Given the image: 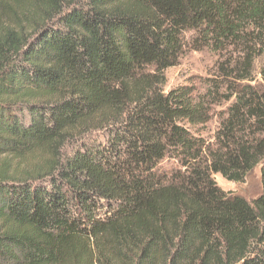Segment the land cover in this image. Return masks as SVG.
<instances>
[{
    "label": "trees",
    "instance_id": "trees-1",
    "mask_svg": "<svg viewBox=\"0 0 264 264\" xmlns=\"http://www.w3.org/2000/svg\"><path fill=\"white\" fill-rule=\"evenodd\" d=\"M0 264H264V0H0Z\"/></svg>",
    "mask_w": 264,
    "mask_h": 264
},
{
    "label": "rangeland",
    "instance_id": "rangeland-1",
    "mask_svg": "<svg viewBox=\"0 0 264 264\" xmlns=\"http://www.w3.org/2000/svg\"><path fill=\"white\" fill-rule=\"evenodd\" d=\"M189 37V33L187 34ZM217 61V55L211 51L205 50L201 52L186 50L182 55L179 64L176 67L166 70V84L163 88L167 93L169 90L182 85H190L197 92H203L205 87V79L212 77L213 69ZM254 85L262 84L261 76L256 75ZM230 103H222L214 107L210 122L204 127L201 136L209 143L215 140V135L220 124V117L225 114ZM76 141L70 142L65 151L70 153L76 147ZM162 168L170 169L177 167V163L173 160H166L162 164ZM218 186L226 193L232 196H240L252 203L262 192V181L260 167H257L243 183H234L226 180L220 174H214Z\"/></svg>",
    "mask_w": 264,
    "mask_h": 264
}]
</instances>
